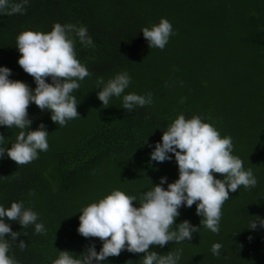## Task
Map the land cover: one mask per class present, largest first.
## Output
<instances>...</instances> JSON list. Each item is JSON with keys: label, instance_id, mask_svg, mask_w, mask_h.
Instances as JSON below:
<instances>
[{"label": "trees", "instance_id": "obj_1", "mask_svg": "<svg viewBox=\"0 0 264 264\" xmlns=\"http://www.w3.org/2000/svg\"><path fill=\"white\" fill-rule=\"evenodd\" d=\"M161 18L172 23L176 35L164 50L150 49L141 30ZM57 22L87 27L95 46L77 39L75 52L91 75L74 93L80 118L65 126L53 123L51 114L35 104L29 106L30 130L43 123L49 133L47 152L25 165L0 159V205L22 201L45 227L36 234L32 225L10 222L20 236L9 238V255L18 264H52L57 251L80 255L94 244L99 252V238L77 232L79 210L114 189L139 197L162 177L175 182L174 157L157 163L150 161V152L183 114L186 119L199 116L222 137L230 136L233 154L258 183L229 193L219 234L201 228L190 241L149 250H179V264H264V229H247L255 217L264 218V0H30L25 14L0 15V67L11 70L10 79L35 89L33 77L17 63V36L26 30L50 32ZM123 71L132 78L126 93L150 92V105L128 113L121 99L113 98L102 106L97 78ZM18 132L0 127L7 143ZM179 212L175 224L200 225L195 204ZM21 241L27 245L23 250ZM214 243L223 246L219 257L211 252ZM142 256L125 250L105 264H138Z\"/></svg>", "mask_w": 264, "mask_h": 264}, {"label": "clouds", "instance_id": "obj_2", "mask_svg": "<svg viewBox=\"0 0 264 264\" xmlns=\"http://www.w3.org/2000/svg\"><path fill=\"white\" fill-rule=\"evenodd\" d=\"M29 3L30 0H0V15L25 14ZM141 33L150 49L160 50L176 35L167 18L142 28ZM77 39L84 46H95L87 27L77 24L57 22L50 32L26 30L17 36L16 50L21 54L17 63L33 77L36 87L33 90L24 82L10 79L11 70L0 67V127L19 130L13 143H7L10 139L0 134V159L7 156L17 165H25L38 159L39 153L48 151L49 133L45 125L41 123L36 130H30L32 120L27 110L31 104L49 112L56 125L65 126L68 121L80 118L77 111L80 101L74 93L91 73L76 58ZM48 79L50 83L46 82ZM131 82L126 71L107 80L99 77L97 99L102 106H108L113 98L121 99L122 109L128 113L136 107L150 105L152 93H126ZM173 157L179 174L175 182L168 183L162 177L158 185L151 186L139 197L114 189L82 207L78 212L77 232L84 238H99L102 247L97 252L93 244L80 255L57 251L58 257L52 264H105L109 257H118L125 250L143 254L138 264H179L181 251L158 254L149 249L163 248L169 242L190 241L193 233H199L201 228L219 234L222 207L229 200V193L237 192L241 186L254 188L258 183L251 168L245 169L244 162L233 154L232 138L222 137L212 124L203 122L199 116L186 119L180 114L150 152V161L157 163L171 161ZM214 174L223 178H216ZM165 184L167 189L163 187ZM194 204L196 215L201 217L200 225L193 226L187 220L175 224L179 209L191 208ZM38 220V214L26 208L22 201L12 202L10 207L0 205V264H18L9 255V238L17 241L20 232H13L10 222L18 223L21 228L32 225L36 234H43L44 224ZM258 225L264 229V218L255 217L247 229L256 230ZM18 246L21 250L27 247L23 241ZM222 247L221 243H214L212 254L219 257Z\"/></svg>", "mask_w": 264, "mask_h": 264}]
</instances>
